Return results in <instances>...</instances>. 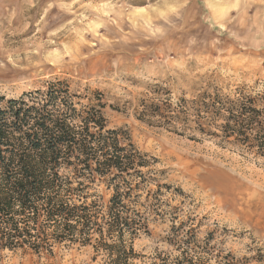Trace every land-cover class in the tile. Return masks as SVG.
<instances>
[{
	"label": "rangeland",
	"instance_id": "1",
	"mask_svg": "<svg viewBox=\"0 0 264 264\" xmlns=\"http://www.w3.org/2000/svg\"><path fill=\"white\" fill-rule=\"evenodd\" d=\"M55 80L97 95L107 128L150 161V189L170 187L162 201L179 207L213 255L264 264V164L204 137L192 111L216 89L264 91V0H0V97ZM178 104L188 109L184 126L154 115L158 107L169 117ZM95 188L106 202L111 191ZM172 225L149 217L133 242L136 264L171 252ZM91 257L89 248L49 260L15 251L0 264H98Z\"/></svg>",
	"mask_w": 264,
	"mask_h": 264
},
{
	"label": "trees",
	"instance_id": "2",
	"mask_svg": "<svg viewBox=\"0 0 264 264\" xmlns=\"http://www.w3.org/2000/svg\"><path fill=\"white\" fill-rule=\"evenodd\" d=\"M193 104L199 133L264 164V91L216 89ZM101 108L95 93L77 96L59 80L16 100L0 97V260L15 251L49 260L76 247L89 248L98 264H136L133 242L155 216L174 223L171 252L156 253L149 264H236L213 255L193 224L186 229L179 220V207L164 204L162 189L170 187L150 189L147 156L107 128ZM154 108L168 124L188 123L183 104L169 117ZM100 185L111 191L106 202L94 193Z\"/></svg>",
	"mask_w": 264,
	"mask_h": 264
}]
</instances>
